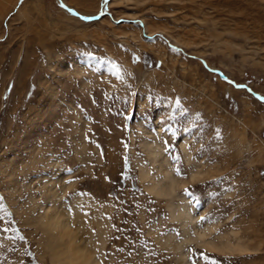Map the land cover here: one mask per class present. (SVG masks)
I'll return each instance as SVG.
<instances>
[{"label": "rangeland", "instance_id": "374dc122", "mask_svg": "<svg viewBox=\"0 0 264 264\" xmlns=\"http://www.w3.org/2000/svg\"><path fill=\"white\" fill-rule=\"evenodd\" d=\"M258 96L264 0H0V264H264Z\"/></svg>", "mask_w": 264, "mask_h": 264}, {"label": "bare ground", "instance_id": "6f19581e", "mask_svg": "<svg viewBox=\"0 0 264 264\" xmlns=\"http://www.w3.org/2000/svg\"><path fill=\"white\" fill-rule=\"evenodd\" d=\"M82 17H83V15H82ZM194 177H197V176H195V174H194ZM165 178L167 180V185L164 188H160L159 186H157V184H152L153 187L151 186L149 188L152 191H154V189L158 190V191H161V194L163 192L164 194L172 195L173 194V190H174V179L169 173L166 174ZM178 212H179V216L182 218L184 223H186L187 221H193L192 220L193 217L191 216V214L189 212H187L184 208L183 209L181 208ZM59 215L60 214L57 215L56 213L52 212V210H51V212H47L46 213V217H45V223H47V225H48V228H46L47 232H48L47 236H48V240L50 241V244H51V250H52L53 256L58 259L57 260L58 262H60L61 261L60 256L63 255V254L67 255L66 262H63V263H60V264H97V261H95L93 256H91L89 258L87 257L88 259L86 257H84V255H86V254H85L84 251H82V248H80V247L79 248H76V247L74 248L72 240H69L70 242H69V245L67 246L66 249H62V250L60 249V251H58L55 248L56 246H54L53 243H51L52 242L51 238H53L55 236L53 234L54 230H56V232H57L58 239H61L60 241H62V239L64 238V232L63 231H65V229H68V224L66 223L65 219L60 218L61 216H59ZM206 235L207 234L204 231H200L198 233L196 239L200 240V242L202 241L203 244H206V246L209 249L215 248V249H219L221 251H223V250H227V251L228 250L229 251H241V250H243V247L238 242L237 243H230V242L227 241V242H222V243L221 242L220 243L219 242L215 243L214 240H208V239L206 240V238H205ZM72 238L73 237H71V239ZM85 258L87 259L86 261L82 260V259H85Z\"/></svg>", "mask_w": 264, "mask_h": 264}, {"label": "snow or ice", "instance_id": "6c2138e0", "mask_svg": "<svg viewBox=\"0 0 264 264\" xmlns=\"http://www.w3.org/2000/svg\"><path fill=\"white\" fill-rule=\"evenodd\" d=\"M108 2V0H104V3L106 4ZM74 15H79V13H73ZM103 13H101V15H102ZM81 19H85V20H88V19H96V17H94V16H83V17H81ZM175 50V49H174ZM138 59V58H137ZM237 87H245V85H237ZM259 99H261V100H264V97H259ZM177 105H179V101H177ZM197 116H199V114H197ZM216 135H217V137L219 138V136H220V130L219 129H217L216 130ZM174 172L176 173V175H180L181 174V169L179 168V167H176V168H174ZM184 194L186 195V196H192L193 195V193H191L187 188H185L184 189ZM3 199V197H0V200H2ZM0 207H2V205H0ZM209 219V217L208 216H201L200 217V221H206V220H208ZM20 239H24V237L23 236H20L19 237ZM214 264H215V262H214Z\"/></svg>", "mask_w": 264, "mask_h": 264}, {"label": "water", "instance_id": "95a60500", "mask_svg": "<svg viewBox=\"0 0 264 264\" xmlns=\"http://www.w3.org/2000/svg\"><path fill=\"white\" fill-rule=\"evenodd\" d=\"M258 97H260V96H258Z\"/></svg>", "mask_w": 264, "mask_h": 264}]
</instances>
